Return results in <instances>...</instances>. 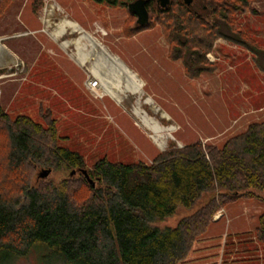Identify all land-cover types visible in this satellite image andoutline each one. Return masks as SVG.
<instances>
[{"label": "rangeland", "instance_id": "rangeland-1", "mask_svg": "<svg viewBox=\"0 0 264 264\" xmlns=\"http://www.w3.org/2000/svg\"><path fill=\"white\" fill-rule=\"evenodd\" d=\"M183 2L172 0L170 14L150 5V22L139 30L128 5L107 0L0 2V8L5 7L0 10L1 163L7 165L8 120L21 116L45 129L53 123L55 144L81 154L90 173L103 158L149 165L161 153L195 142L221 147L252 124L264 122V0H197L193 13L213 23L219 18L212 10L226 8L224 14L247 42L217 37L205 54V69L197 75L184 58L173 56L170 34L177 23L172 14ZM64 18L79 24L82 32L68 29L62 36L54 35ZM222 29L228 32L224 23ZM81 36L82 50L88 54L85 63L74 42ZM122 67L142 82L140 92L127 88L131 81ZM93 68L105 79L121 82L119 98L102 82L96 90L88 87V79L96 76ZM138 106L164 128L158 141L135 114ZM44 169L51 172L41 178ZM24 175L33 186H61L67 180L82 192L81 198L90 194L91 183L79 168L64 163L52 167L34 161ZM91 178L97 186L96 176ZM247 192L231 193L223 200L218 191H207L190 208L179 206L173 215L154 223L164 229L197 213L203 216L188 255L176 264H264V242L258 236L264 191ZM52 253L37 244L7 264H72Z\"/></svg>", "mask_w": 264, "mask_h": 264}, {"label": "trees", "instance_id": "trees-1", "mask_svg": "<svg viewBox=\"0 0 264 264\" xmlns=\"http://www.w3.org/2000/svg\"><path fill=\"white\" fill-rule=\"evenodd\" d=\"M107 1L125 6L132 2ZM170 5L160 10L170 14ZM194 7L183 2L172 14L177 30L170 38L173 56L184 58L197 75L205 69V54L217 37L247 42L224 14L226 8L212 10L219 18L212 23L193 13ZM7 131V165L0 160L6 167L0 165V264L37 244L72 264H176L188 255L203 216L197 213L164 229L156 221L173 215L179 206L190 208L207 191H218L223 200L231 193L247 194L250 188L264 191V122L252 124L221 147L195 142L165 151L149 165L100 159L91 173L87 170L98 185L91 184L84 199L67 180L61 186H33L24 175L26 166L40 160L52 167L64 163L84 169L81 154L55 144L53 123L45 129L21 116L8 120ZM260 221L258 236L264 242V215Z\"/></svg>", "mask_w": 264, "mask_h": 264}, {"label": "bare ground", "instance_id": "bare-ground-1", "mask_svg": "<svg viewBox=\"0 0 264 264\" xmlns=\"http://www.w3.org/2000/svg\"><path fill=\"white\" fill-rule=\"evenodd\" d=\"M48 26L51 27V24L49 23V21H48ZM68 29H72L73 31H81L82 32V28L79 26V24H77L73 20H70L68 18H64L58 23L57 28L53 34L56 36H62L66 31H68ZM83 37L84 36H81L78 39H75L74 42L77 45L79 59L81 60L82 63H85L88 60V54H86L82 50L83 46H82L81 40L83 39ZM68 43H69L68 41H65L64 45L68 46ZM114 61H115V59H114ZM122 69H123V72L129 77V80L132 82V83L128 82V84H126L127 88L132 90V91H135V92H140L142 82L138 79L136 74L129 71L130 69L128 70L125 67H122ZM92 70L96 74V76L99 77L102 84L105 86L106 90H108V92L113 97L119 98L118 92H119L120 88L122 87L121 82L119 80H118L119 82L113 81L109 78L105 79L104 76L100 73V71L98 72V70H96L95 68H93ZM120 73H121V71L119 70V74ZM147 101L150 102L151 100L147 99ZM141 110H142L141 107L138 106L135 110V114L137 116H140L142 118V120L144 121V123L154 131L155 135L153 137L156 141H158L159 138L163 137L162 132H163L164 128L157 121L152 119L153 117L152 118L149 117L147 114H144L143 112H141Z\"/></svg>", "mask_w": 264, "mask_h": 264}, {"label": "water", "instance_id": "water-1", "mask_svg": "<svg viewBox=\"0 0 264 264\" xmlns=\"http://www.w3.org/2000/svg\"><path fill=\"white\" fill-rule=\"evenodd\" d=\"M147 0H135L131 3H129L128 8L129 11L133 14H135L137 18V23L144 27L147 24H149V12L146 7ZM162 8H166L169 6L171 0H158ZM184 3L191 6L193 3V0H184ZM51 172V169H44L39 173V177L45 178L47 177ZM76 171L73 170L71 174H74ZM81 172L86 176L88 181L92 184V186L95 185L94 181L90 178L88 172L86 169H81Z\"/></svg>", "mask_w": 264, "mask_h": 264}, {"label": "built area", "instance_id": "built-area-1", "mask_svg": "<svg viewBox=\"0 0 264 264\" xmlns=\"http://www.w3.org/2000/svg\"><path fill=\"white\" fill-rule=\"evenodd\" d=\"M100 84H101V80L98 77H96L95 75H94L93 79L89 78L87 81V85L92 91L99 88Z\"/></svg>", "mask_w": 264, "mask_h": 264}, {"label": "flooded vegetation", "instance_id": "flooded-vegetation-1", "mask_svg": "<svg viewBox=\"0 0 264 264\" xmlns=\"http://www.w3.org/2000/svg\"><path fill=\"white\" fill-rule=\"evenodd\" d=\"M135 1V0H134ZM184 1V0H183ZM133 2V1H132ZM196 2H197V0H193V3H192V5L191 6H195V4H196ZM156 5L157 6V8H162L161 7V5H160V3L158 2V0H147V2H146V7H147V10H148V12H149V7H150V5ZM152 5V6H153ZM135 15V14H134ZM136 16V15H135ZM137 17V16H136ZM138 18V17H137ZM149 22H150V13H149Z\"/></svg>", "mask_w": 264, "mask_h": 264}]
</instances>
